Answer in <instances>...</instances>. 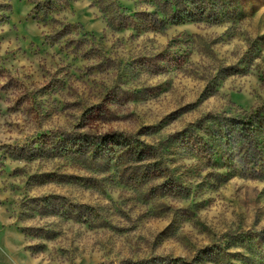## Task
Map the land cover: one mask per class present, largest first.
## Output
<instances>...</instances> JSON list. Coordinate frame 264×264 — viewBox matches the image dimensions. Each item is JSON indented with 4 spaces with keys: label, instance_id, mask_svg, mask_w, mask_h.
I'll return each mask as SVG.
<instances>
[{
    "label": "rangeland",
    "instance_id": "1",
    "mask_svg": "<svg viewBox=\"0 0 264 264\" xmlns=\"http://www.w3.org/2000/svg\"><path fill=\"white\" fill-rule=\"evenodd\" d=\"M38 1L0 0V264H264V134L212 121L264 105V0L154 31L61 0L64 33ZM111 133L152 157L66 141Z\"/></svg>",
    "mask_w": 264,
    "mask_h": 264
},
{
    "label": "trees",
    "instance_id": "2",
    "mask_svg": "<svg viewBox=\"0 0 264 264\" xmlns=\"http://www.w3.org/2000/svg\"><path fill=\"white\" fill-rule=\"evenodd\" d=\"M57 1L61 0L38 1L36 2L33 10L36 13V19L39 22H42L43 25H47L48 22L58 24V27L61 26V29L55 31L58 33H64L68 31L67 25L58 23L53 15V9L54 6H56ZM99 1L104 0H96L97 3ZM128 1H130L133 6L138 5L140 7L144 6L145 8L139 12H131L132 10L130 7L123 4V2ZM219 9L222 10L221 7H219L218 0H109V21H107V23L109 22L110 29L119 31L130 27L134 28L135 22L133 20L141 17L143 19L145 18V24L151 30H163L170 25L188 22L215 23L218 19V15L220 14ZM210 118V116H206L201 119L199 123L204 124L206 121H209ZM212 121L214 125H217V130L220 133L222 132L219 136L220 139L223 138L224 140H227L228 136L231 134L233 135L232 140L234 141L244 139L242 137L248 133L247 130H251L253 126L256 127L253 131H260L264 134V105L255 108L248 115L234 118L221 117L220 119L213 117ZM195 126L196 125L192 126L191 130L197 132V128ZM146 134H149V132ZM253 135L255 138V134ZM66 136L69 137L66 140H69L67 144L73 148L74 152L79 153L80 155L87 150H90L92 153L96 152L102 156L105 154L108 155L109 149L112 146L115 153L121 152L122 154H133L137 157V161H143L152 157V155L148 154V152H152V147L145 146V149H141L139 146L140 141H138V139H129L122 134L111 133L97 136L86 134H67ZM254 138L250 140L252 143L254 141V144L258 146V142L256 139L254 140ZM120 146L122 147L117 149ZM206 148L207 151H209L210 147L207 146ZM245 148L248 150L249 147L245 145ZM254 151L255 150L252 151L249 149V152L252 154L251 156H253ZM178 261L179 260L176 259L173 262Z\"/></svg>",
    "mask_w": 264,
    "mask_h": 264
}]
</instances>
